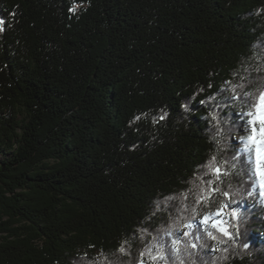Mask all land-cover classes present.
<instances>
[{
    "label": "trees",
    "instance_id": "16d2710c",
    "mask_svg": "<svg viewBox=\"0 0 264 264\" xmlns=\"http://www.w3.org/2000/svg\"><path fill=\"white\" fill-rule=\"evenodd\" d=\"M0 21V264H264V0H0Z\"/></svg>",
    "mask_w": 264,
    "mask_h": 264
},
{
    "label": "snow or ice",
    "instance_id": "6c2138e0",
    "mask_svg": "<svg viewBox=\"0 0 264 264\" xmlns=\"http://www.w3.org/2000/svg\"><path fill=\"white\" fill-rule=\"evenodd\" d=\"M70 11H75V8L70 9ZM3 22L0 21V31H3L2 27ZM247 94V93H246ZM248 117V123L252 126L251 129V135H249L246 140L244 141L245 143V151H248L249 154L252 152V148L249 147V145H255L256 146V167L255 171L257 172L258 175L261 177V187L264 189V87H262L258 93L255 95L254 102L252 103L250 110L247 113H244ZM212 119L215 120L217 117L215 115L212 116ZM257 125H259V129L257 130ZM215 157H213V160ZM212 175L218 180L221 178L223 175L221 169L219 167H216L214 169H211ZM211 183V189L208 191L205 195L201 196L197 203H207L211 200L212 195L218 191V189L215 186L214 181H210ZM264 194V192H262ZM225 196L228 195V193H224ZM251 195V193H249ZM226 206V205H225ZM220 214V211L217 210V215ZM231 215L233 217H237V213L232 212ZM212 222V227L217 231L222 233L224 236L228 237L229 239H233L232 234L227 231L223 226L222 222H217V221H212L211 216H204L202 218V222L205 224H208L209 222ZM190 226V225H189ZM187 235V233H185ZM208 237L212 240H217V237L213 234V232H208L207 233ZM220 243H223V241H219ZM180 241H173V245H178ZM192 249H197L198 245L196 243H192L190 245ZM245 247H248L247 244H245ZM174 250L179 253V248L175 247ZM121 253L125 251L123 247L119 249ZM226 251V249H225ZM144 255V253H141V257ZM166 254L162 251H157L156 256L153 257V259H159V260H164L166 259ZM142 264V261H141ZM181 264H184L183 261H181Z\"/></svg>",
    "mask_w": 264,
    "mask_h": 264
},
{
    "label": "rangeland",
    "instance_id": "374dc122",
    "mask_svg": "<svg viewBox=\"0 0 264 264\" xmlns=\"http://www.w3.org/2000/svg\"><path fill=\"white\" fill-rule=\"evenodd\" d=\"M3 158V156H0V159H2Z\"/></svg>",
    "mask_w": 264,
    "mask_h": 264
}]
</instances>
